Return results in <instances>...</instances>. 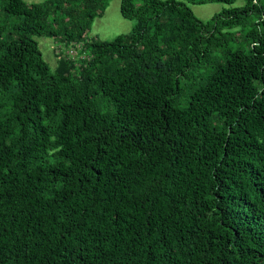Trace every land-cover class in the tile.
Masks as SVG:
<instances>
[{
    "label": "trees",
    "instance_id": "16d2710c",
    "mask_svg": "<svg viewBox=\"0 0 264 264\" xmlns=\"http://www.w3.org/2000/svg\"><path fill=\"white\" fill-rule=\"evenodd\" d=\"M109 1L0 0V264H264V0Z\"/></svg>",
    "mask_w": 264,
    "mask_h": 264
},
{
    "label": "rangeland",
    "instance_id": "374dc122",
    "mask_svg": "<svg viewBox=\"0 0 264 264\" xmlns=\"http://www.w3.org/2000/svg\"><path fill=\"white\" fill-rule=\"evenodd\" d=\"M26 4L39 3L44 0H23ZM189 6L193 13L202 20L210 19L214 14L219 13L223 8L239 7L245 3V0H235L232 4H226L218 1H207L205 3L192 4L183 0ZM15 17L8 18L9 22L15 21ZM3 16L0 12V24L3 23ZM255 20L254 15L247 18L245 26L249 28ZM134 21L125 19L120 14V0H110L103 12L99 17H96L91 24V29L88 34L89 38H98L101 40H111L116 35L127 33L133 27ZM237 30L240 28H236ZM242 29V28H241ZM245 28H243V31ZM38 42L39 49L43 55L44 60L53 69L57 64L59 53L69 55L71 58H77L85 55L83 45L73 46L69 44L64 48L63 42L53 37H35Z\"/></svg>",
    "mask_w": 264,
    "mask_h": 264
}]
</instances>
